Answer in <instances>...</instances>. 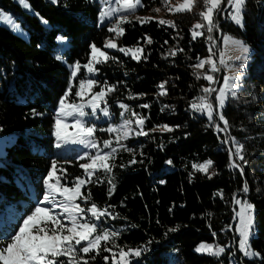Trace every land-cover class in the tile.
<instances>
[{
  "label": "trees",
  "instance_id": "16d2710c",
  "mask_svg": "<svg viewBox=\"0 0 264 264\" xmlns=\"http://www.w3.org/2000/svg\"><path fill=\"white\" fill-rule=\"evenodd\" d=\"M27 2L32 13L14 0H0V8L19 21L28 34L24 39L0 24V136L16 138L0 157V210L6 204L18 205L22 211L18 226L42 200L53 160L67 170L62 184L72 186L77 176L84 175L79 167L82 160L57 152L53 127L59 101L70 84V70L61 58L69 64L84 65L90 46L95 44L116 57L96 65L99 85L116 86L107 96L117 113L114 121L135 119L129 113L119 116L116 103L127 104L145 118L144 130L149 135L125 141L133 152L118 153L111 174L116 187L110 197L108 178L102 173H97L102 182L93 177L94 182L85 186V195L91 193L86 206L93 202L102 208L111 206L109 210L119 218L108 220L104 227L121 233L117 243L125 250L148 249L133 264H264V0H246L243 28L230 19V9L215 17L219 25L212 34L218 40L216 58L225 34L241 39L252 49L237 95H229L222 110L229 121L226 133L217 132L206 115L191 109L192 101L204 95L202 88L209 86L206 80L196 79L192 68L198 58L208 56L206 36L192 40L190 34L200 19L203 0H196L190 13L166 12L164 19L174 21L175 29L160 26L159 19L144 24L130 19L131 23L121 25L125 32L116 43L143 47L147 59L139 62L104 47V40L112 34L107 30L109 24H98L99 1ZM142 2L145 7L138 10L141 13L153 7L166 10L161 0ZM222 7H226V0ZM146 36L151 37L152 44H146ZM60 37L67 39L66 43L59 42ZM172 48L184 51L168 56ZM84 75L82 68L80 76ZM161 83L166 95L159 94ZM74 92L75 87L71 100L75 99ZM141 104L150 107L142 108ZM215 121L223 127L222 121L216 117ZM162 125L174 131L161 132ZM233 138L244 146L246 165L228 152L230 147L235 149ZM132 159L137 163L131 164ZM233 159L244 167L243 175L230 167ZM208 160L213 164L207 175L193 167ZM245 181L247 193L242 191ZM235 199L254 205L250 244L258 256L247 258L237 249L232 223ZM173 228L178 230L171 231ZM13 230L0 229V245ZM199 243L226 250L219 257L197 253ZM103 255L110 253L102 251ZM90 264L104 261L98 256Z\"/></svg>",
  "mask_w": 264,
  "mask_h": 264
},
{
  "label": "snow or ice",
  "instance_id": "6c2138e0",
  "mask_svg": "<svg viewBox=\"0 0 264 264\" xmlns=\"http://www.w3.org/2000/svg\"><path fill=\"white\" fill-rule=\"evenodd\" d=\"M53 2L55 3L56 0H53ZM19 3L24 8H30L27 0H19ZM161 3L169 14H182L186 12L190 13L196 0H182L181 3L176 5H172L171 0H161ZM203 5V10L199 12L200 19L192 27L190 34L192 40L206 36L208 41V56L206 58H198L197 62L192 66L193 74L198 80L204 79L209 85H217L221 81L213 74L221 71V65L225 67L227 65H225L222 55L219 58V63L216 59L217 53L215 49L218 40L212 34L218 30L219 25L215 17L230 9L228 12L230 19L236 25L243 28L242 13L246 0H226V7H222V5H225V0H203ZM143 7L145 5L142 0H105V6L102 7L99 14V22L103 24L106 20L113 21L107 30L110 33H114L115 37L118 38L125 32V29L121 25L131 23L130 17L135 16L136 20L141 24L150 23L155 19V17L136 16L137 11ZM152 11L159 13L161 9L157 7L152 9ZM158 24L160 26L166 25L173 29L177 28L176 23L171 20L159 19ZM144 39L146 44L153 43L151 37L146 36ZM222 40L225 45L239 49L240 55L235 57L236 60L241 61L237 69V72H239L245 67L244 62L247 60L249 48L243 41L234 40L228 36L222 37ZM167 43L168 41H165V44ZM90 47L89 62L84 65L76 62L71 66V76L73 79L81 72L82 68L86 69L89 75H93L98 72L96 65L106 64L109 60L114 61L116 59V57L109 56L106 51L98 48L95 44H92ZM104 47L106 49H115L124 55H130L133 60L138 62L141 59H147V56L144 54V48L141 46L121 47L118 46L114 39L109 38ZM178 51L183 52L184 49H169L168 56L175 57ZM206 66L207 71H204ZM239 79L240 77L235 74L225 75L223 76L221 87H203L202 92L204 95L198 96L191 103V109L202 115H206L217 132L226 133L229 128V121L222 110L229 95L236 97V89L240 87L237 83ZM98 86L97 81L94 79H82L79 83V90L75 93L80 98L81 103L74 104L68 102V95L72 92V89L69 88L68 95H65L59 101V111L56 113L54 129L56 148L60 149L66 145H82L86 149L95 150L94 154L85 152L79 156V160L86 161L79 164V167L83 169L84 175L77 176L72 186H67L61 183L62 178L67 176V170L60 167L56 160L51 162V170L44 181L46 194L38 202L39 206H36L22 220L18 225V229L8 234L6 243L0 245V264H90V260H95L98 256L104 261V264H109V260H111V264H133L134 260H138L142 256V253L148 250L146 247L125 250L124 247L117 243L121 233L104 227L108 220L119 218L118 214L109 210L111 206L102 208L94 202L90 206H86L91 199V193L89 192L85 195L82 192V188L87 184L93 183V177H96V182H102L97 176V173H102L108 178L107 183L110 186L108 195L110 197L116 187L111 174L116 166L114 161L118 153L120 151L133 152V149L123 142L132 136L149 135L144 130L145 118L131 111L129 105L121 103L119 105L120 109L123 110L121 114L129 113L135 119H127L119 126L99 129V131L107 132L110 137L112 134H115L114 141L111 138L105 139L101 146L96 139L97 126L95 124H88L84 120L89 115L85 109H91L93 116L97 112H100L103 113L104 117H109L107 96L109 93L116 91V86L105 83L100 91L93 92V89ZM159 88L161 90L160 95L167 94L164 83H161ZM213 94H216L214 99H210L213 97ZM129 99H136V97L129 96ZM217 106L219 110H217ZM140 107L148 108L150 105L141 104ZM216 116H218L219 121L223 122V127L219 123H216ZM68 117H73L74 122L69 124L67 122ZM133 123L137 126L136 128L132 127ZM70 128L72 131H69ZM155 130L153 129V131ZM159 130L161 132L174 131L168 125H162ZM227 142V140L224 141V143ZM232 144L235 145V149L228 148L230 156L243 161L246 165L247 161L243 155V144H240L234 138L232 139ZM130 163L135 164L137 161L132 159ZM168 163H171V161ZM212 164L213 162L208 160L204 164L193 165V167L196 171L207 175L208 169ZM230 167L239 169L240 175L244 174V167L237 163L236 159L231 161ZM58 173L62 175H58ZM242 191L244 193L249 191L246 181L244 182ZM235 204L240 206L239 211L236 212V233L239 236L238 250L245 257L258 256L259 253L254 252L250 244V238L253 235L255 226L254 205L240 199H235ZM176 230L178 229H171V231ZM225 250L224 247L205 243H201L195 249L197 253H204L213 257H219ZM102 251L110 253V256H101ZM89 254L94 255L89 256Z\"/></svg>",
  "mask_w": 264,
  "mask_h": 264
},
{
  "label": "rangeland",
  "instance_id": "374dc122",
  "mask_svg": "<svg viewBox=\"0 0 264 264\" xmlns=\"http://www.w3.org/2000/svg\"><path fill=\"white\" fill-rule=\"evenodd\" d=\"M14 1H16L26 12H29V13H32L33 12V9L31 8V6H30V8H24L19 3V0H14ZM48 1L54 3L53 0H48ZM97 1L100 2V7H101V10H102V7L105 6V0H97ZM56 2H57V0H56ZM181 2H182V0H171V4L172 5H176V4L181 3ZM154 8H157V7L150 8V9H148V11H145L144 13H141V12L137 11L136 16H141V17H155V19H164L167 10H163V9L160 8L161 11L159 13H156V12L152 11V9H154ZM130 19H136V17L135 16H132V17H130ZM106 23L109 24V26H110L111 23H113V21H107L106 20L103 24H106ZM0 24L3 25V26H5V27H7V28H9L10 30H12L14 33L18 34L22 38H24V39H27L28 38L27 31L23 28V26L21 25V23L19 21H17L10 13L5 12L1 8H0ZM98 24L99 25H103V24H101L99 22V18H98ZM111 34H112V37L111 38L114 39L115 42H116V39L117 38L115 37L114 33H111ZM224 36L231 37L234 40L242 41L241 39L236 38V37L231 36V35H228V34H225L222 37H224ZM108 39H105L104 40V43H103L104 45H105V43H106V41ZM58 41L59 42H62V43H66L67 39L60 37L58 39ZM245 45L249 48V53L247 54V60L244 62L245 63V67L242 70H240L239 72H237V69L239 68V65H240L241 61L240 60H236L235 57L238 56V55H240V51H239V49H237L235 47H232L230 45H225L223 43L222 38H221L220 47L218 49V57L216 59H217V62H219V58L222 55L223 56V59L225 61V65H227V67H225L224 65H221L220 66L221 67V71L219 73H214L213 74L217 79H219L221 81V83L220 84H217V85H209V86H211V87H217V88L218 87H221L222 86L223 76H225V75H234V74L235 75H238L240 77V79L237 81V83L239 85L241 84V79H242V77L245 74V70H246L248 64L250 63V52L252 50L251 47L248 44H245ZM102 50L105 51L104 49H102ZM90 53H91V50H90ZM90 53H89V56H88V59H87L86 64L89 62ZM61 60L67 65V67L70 70V74H71V72H72V67L71 66L74 65L75 63L69 64L63 58H61ZM81 71H82V69H81ZM84 71H85V75H84L83 78L80 76V73L81 72L77 74V76H76L75 79H73L72 76L70 75V84H69L68 89L71 88L72 89V92H73V88L75 87L74 94L79 90V83H80V81L82 79L83 80L94 79L98 83L97 73L96 74H93V75H89L87 73V70L86 69H84ZM73 85H75V86L73 87ZM98 85H99V83H98ZM101 88H102V86L99 85L98 87H96V88L93 89V92H98V91L101 90ZM72 92H71V94H72ZM71 94L68 95V90H67V93L65 94V95H68V102L69 103H74V104L75 103H81L80 98L77 97L76 95H75V99L71 100L70 99V97L72 96ZM215 95L216 94H213V97H211L210 99H214V96ZM120 104L121 103H116V105L118 107H119ZM107 108H108V111L110 112V116L109 117H104L103 116V113H100V112H97L96 115L93 116L91 114V109H85V111H87L89 113V115L87 117H85L84 120L88 124H95L97 126L98 131L96 133V139L101 144V146H102V143H103V141L105 139L111 138L114 141L115 140V134H112L111 137H110L107 132L99 131V129H104V128H107V127H110V126H119L120 124H122L125 121V120L114 121L115 116L117 115V113L111 109V107L108 104V102H107ZM217 110H219L218 109V106H217ZM58 111H59V107L57 109V112ZM122 112H123V110L120 109L119 116H121V113ZM216 120H219L218 116H216ZM55 121H56V115H55ZM67 122L69 124L73 123L74 122V118L73 117H68L67 118ZM132 127L133 128H136L134 123H133ZM54 129H55V122H54V127H53V135H54ZM69 131H72V129L70 128ZM137 138L138 137L132 136L129 139H137ZM15 139H16L15 138V135H3V136H0V157L4 155L5 150H6V147L8 145H10L12 142H14ZM123 143H125V141ZM56 149H57V152L60 153V154L75 155V156L78 157V159H79V156L82 155L85 152H90L91 154H94V151H95V150L86 149L82 145H66L63 148H60V149L56 148ZM105 151H108V150H105ZM84 162H86V161H82V163H84ZM82 192L84 194L86 193L85 187L82 188ZM77 202H80V201H77ZM37 206H39V204ZM239 207L240 206L237 205L236 211H235V214H234V222H235L234 231H235V235L237 236V249H238L239 236L236 233V227H237L236 212L239 211ZM21 215H22V211L19 209V206L18 205H16V204H6L5 207L0 210V229H4L5 228L7 231H12L13 229H18L17 223H18L19 219L21 218ZM253 235H254V232H253ZM200 244L201 243H199L195 247V249ZM241 254L243 255V253H241ZM247 258H252V257H247Z\"/></svg>",
  "mask_w": 264,
  "mask_h": 264
},
{
  "label": "water",
  "instance_id": "95a60500",
  "mask_svg": "<svg viewBox=\"0 0 264 264\" xmlns=\"http://www.w3.org/2000/svg\"><path fill=\"white\" fill-rule=\"evenodd\" d=\"M234 222V219H233V221H232V223Z\"/></svg>",
  "mask_w": 264,
  "mask_h": 264
}]
</instances>
